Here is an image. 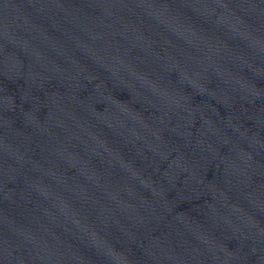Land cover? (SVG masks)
Segmentation results:
<instances>
[{"label":"water","instance_id":"obj_1","mask_svg":"<svg viewBox=\"0 0 264 264\" xmlns=\"http://www.w3.org/2000/svg\"><path fill=\"white\" fill-rule=\"evenodd\" d=\"M0 264H264V0H0Z\"/></svg>","mask_w":264,"mask_h":264}]
</instances>
